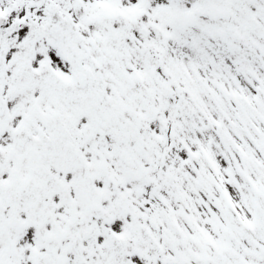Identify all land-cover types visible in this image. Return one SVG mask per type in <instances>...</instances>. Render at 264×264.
<instances>
[{
  "label": "snow or ice",
  "instance_id": "1",
  "mask_svg": "<svg viewBox=\"0 0 264 264\" xmlns=\"http://www.w3.org/2000/svg\"><path fill=\"white\" fill-rule=\"evenodd\" d=\"M0 264H264V0H0Z\"/></svg>",
  "mask_w": 264,
  "mask_h": 264
}]
</instances>
